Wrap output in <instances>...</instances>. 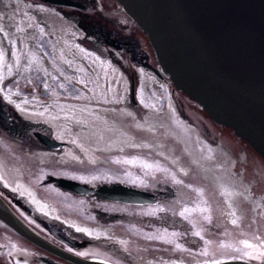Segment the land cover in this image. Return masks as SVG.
Listing matches in <instances>:
<instances>
[{
  "label": "flooded vegetation",
  "instance_id": "1",
  "mask_svg": "<svg viewBox=\"0 0 264 264\" xmlns=\"http://www.w3.org/2000/svg\"><path fill=\"white\" fill-rule=\"evenodd\" d=\"M17 1L75 25L77 54L63 43V32L59 40L41 29L51 45L48 60L59 68L52 73L67 85L56 92L80 104V79L61 67L73 59L76 67L70 72L80 75V41L109 62L114 84L100 93L97 104L102 106L96 110L104 120L93 124L29 117L0 88V198L68 254L33 242L0 219V260L204 264L247 258L261 264L264 220L258 217L256 228L246 227L258 241L246 247L245 226L237 220L241 214L233 210L252 209L254 195L264 200V162L246 152L254 149L232 128L214 121L176 88L145 32L119 3L73 0L86 7L82 9L47 0ZM102 4L110 8L105 13L99 10ZM36 30L33 39L39 45ZM109 78L105 76V85ZM209 171L222 176L211 177ZM53 177L93 190L76 193ZM102 184H121L144 196L137 202L102 198L94 191Z\"/></svg>",
  "mask_w": 264,
  "mask_h": 264
},
{
  "label": "water",
  "instance_id": "2",
  "mask_svg": "<svg viewBox=\"0 0 264 264\" xmlns=\"http://www.w3.org/2000/svg\"><path fill=\"white\" fill-rule=\"evenodd\" d=\"M47 1L86 8L73 0ZM116 1L146 33L174 85L264 157V0ZM53 179L76 193L93 190L73 179ZM94 191L102 198L127 202L144 196L121 184H102ZM0 219L33 242L68 255L28 226L1 198ZM82 263L108 264L87 259ZM0 264L4 263L0 260ZM204 264L256 263L231 258Z\"/></svg>",
  "mask_w": 264,
  "mask_h": 264
},
{
  "label": "rangeland",
  "instance_id": "3",
  "mask_svg": "<svg viewBox=\"0 0 264 264\" xmlns=\"http://www.w3.org/2000/svg\"><path fill=\"white\" fill-rule=\"evenodd\" d=\"M23 2V1H22ZM106 5H100L99 10H109ZM46 12L41 8L32 7L27 3H19L13 0L10 2L0 0V88L10 98L14 104L29 117L39 118L45 122H56L59 124L80 123L93 124L104 120L103 115L97 111L102 105L97 104L100 101L102 91L109 92L113 68L109 62H104L102 58L93 50L88 48L80 41V75L79 71L70 72L71 64L75 60L69 59L70 63L63 61L61 66L68 71L66 74L80 79V104H75L74 98H65L63 92H56L60 86L67 85L59 83L57 73L52 67L50 59L51 45L41 30L44 28L47 33H56V37L61 39V32L64 33V41L68 47L77 54L75 44L77 32L72 21L63 20L54 13L43 14ZM37 27L36 33L39 34V45H36L33 39L32 29ZM81 37V31H80ZM65 45V44H64ZM66 46V45H65ZM54 48H56L54 46ZM76 69V68H75ZM61 72V71H60ZM78 73V74H77ZM109 75V86L105 85L104 78ZM54 89V91L52 89ZM53 92V94H51ZM247 150V149H246ZM252 156L264 159L254 150L250 149ZM254 158V157H253ZM264 169V167H263ZM212 173V174H211ZM211 177L222 176L220 172H210ZM262 193L259 191L257 194ZM246 201H248L247 191H244ZM256 198V199H255ZM259 200L254 195L252 200L253 208L247 211L244 207L233 210L235 214L240 212L237 217L239 223H243L244 242L246 247L250 246L253 238L247 234L246 227L256 228L257 218L264 220V200ZM0 231H4L0 224ZM264 233V228L261 227ZM255 243L258 242L254 240Z\"/></svg>",
  "mask_w": 264,
  "mask_h": 264
},
{
  "label": "snow or ice",
  "instance_id": "4",
  "mask_svg": "<svg viewBox=\"0 0 264 264\" xmlns=\"http://www.w3.org/2000/svg\"><path fill=\"white\" fill-rule=\"evenodd\" d=\"M233 223H235V221H233Z\"/></svg>",
  "mask_w": 264,
  "mask_h": 264
},
{
  "label": "bare ground",
  "instance_id": "5",
  "mask_svg": "<svg viewBox=\"0 0 264 264\" xmlns=\"http://www.w3.org/2000/svg\"><path fill=\"white\" fill-rule=\"evenodd\" d=\"M47 2H49V1H47ZM50 3V2H49Z\"/></svg>",
  "mask_w": 264,
  "mask_h": 264
}]
</instances>
